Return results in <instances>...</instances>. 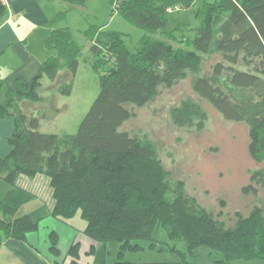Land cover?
I'll return each instance as SVG.
<instances>
[{
    "label": "trees",
    "instance_id": "obj_1",
    "mask_svg": "<svg viewBox=\"0 0 264 264\" xmlns=\"http://www.w3.org/2000/svg\"><path fill=\"white\" fill-rule=\"evenodd\" d=\"M109 1L112 14L146 33L131 49L124 32L94 25L83 31L92 66L100 73V88L76 133L41 132L40 119L21 107L25 100L43 101L38 89L44 75L59 80L61 93L71 94L81 48L69 27L52 28L45 44L56 53L46 58L30 83L22 81L13 90L0 78V118H13L15 125L8 139L10 151L0 153V183L33 195L19 179L47 176L53 198L50 215L68 223L80 214L85 221L82 232L94 241L89 255H96L101 244L107 257L108 245L117 242L111 264H199L203 247L214 264L264 262V211L259 205L248 215L237 212L235 225L226 226L185 193L182 181L175 186L170 182L155 143L119 130L134 116L129 104L146 105L161 87H172L189 72L198 74L204 55L220 53L213 75L198 76L193 91L226 120L244 122L249 153L256 162H264V0H191L188 7L180 0ZM66 14L67 10L60 12L48 25ZM6 17V1L0 0V25ZM62 67L69 72L64 82ZM235 90L251 94L239 100L233 96ZM170 116L177 126L198 129L208 119L203 106L191 98L172 107ZM258 186H264V169L251 172L243 192L257 194ZM0 194V247L10 238L26 241L30 232L39 230L40 219L7 201L5 192ZM159 226L172 242L159 251L172 258L126 260L127 252L146 248L142 241L157 249ZM50 242V251L59 256L57 232L51 231ZM80 247L79 241L70 246L71 264H82Z\"/></svg>",
    "mask_w": 264,
    "mask_h": 264
},
{
    "label": "rangeland",
    "instance_id": "obj_2",
    "mask_svg": "<svg viewBox=\"0 0 264 264\" xmlns=\"http://www.w3.org/2000/svg\"><path fill=\"white\" fill-rule=\"evenodd\" d=\"M82 13L83 15L75 16L71 20L74 39L81 48L71 94L61 93L58 89L59 80L53 82L44 75L38 89L43 101L21 102V107L28 115L40 119L41 132L59 135L76 133L99 93L100 73L92 66L90 42L83 29L90 25L100 28L104 25L101 21L104 16L100 14L96 19L91 7H87ZM105 23L100 30H117L126 33V43L131 49L138 45L146 33L145 29L136 27L120 14L108 18ZM220 59V53L206 54L203 56L202 69L198 74L189 72L185 79L179 80L172 87H161L160 93L142 107L129 104L128 108L134 112V116L125 121L119 130L128 131L133 136L155 143L159 157L169 172L170 182L175 186L182 181L188 196L194 197L197 203L212 213L217 220L231 227L237 221V212L248 215L255 205H259L264 211V186H258L257 194L243 192V187L250 183L251 172L264 169V162H256L249 153L248 126L244 122L226 120L207 100L193 91L194 80L198 76L211 77L213 66ZM59 73L67 77L69 72L66 67H62ZM67 80L68 77H61L62 82ZM22 81L25 82L24 79L18 78L16 85ZM232 93L239 100L251 94L245 90H235ZM187 98L198 101L208 113V119L202 129L196 126H177L171 120L172 107ZM0 119L13 120V118ZM23 178H26L27 184L32 183V192L38 193L42 203L48 205L53 203L47 176L41 174L35 179L26 176ZM19 183L25 185L26 182L20 180ZM5 185L4 182L0 183V191L4 190ZM70 223L79 229L85 225L79 213L71 218ZM79 238L90 240V244L94 242L82 233ZM156 238L157 249L147 248L149 242L142 241L141 244L146 248L127 252L125 259L141 263L170 260L171 254L159 251L162 246L172 244L167 239L166 231L162 226L158 227ZM108 246L111 253L107 254L106 261L107 264H111L117 257L119 245L117 242H112ZM199 253V264H214L206 248H200ZM0 255H3L1 251ZM65 264L69 263L65 262ZM231 264H264V262L238 260Z\"/></svg>",
    "mask_w": 264,
    "mask_h": 264
},
{
    "label": "crops",
    "instance_id": "obj_3",
    "mask_svg": "<svg viewBox=\"0 0 264 264\" xmlns=\"http://www.w3.org/2000/svg\"><path fill=\"white\" fill-rule=\"evenodd\" d=\"M6 4L7 17L0 25V78L13 90L17 88L18 78L30 83L39 73L46 58L56 53L54 50H48L45 44L52 28L71 29V20L75 16L83 15L82 12L87 7L92 8L96 19L100 14L104 16L101 20L104 25L108 18L118 14H112L109 0H6ZM180 4L188 7L191 0H180ZM64 10H67L65 18L59 19L50 27L48 22ZM14 126L13 120L0 119V153L6 154L10 151L8 139L14 131ZM20 180L26 182L25 186L32 190V183L27 184L26 178L23 177ZM2 191L5 192L3 195L7 201L20 205L23 212L39 218L40 227L38 231L30 232L26 241L6 239L0 247L3 253L0 255V264H71V258L67 254L70 246L76 241L81 243L78 259L80 263L107 264L105 248L101 244L96 255H88L90 240L79 238L81 233L84 234L82 230L85 225L79 229L70 221L66 223L52 217L49 213L51 205L42 203L38 193L33 192V196L11 190L7 186H4L0 193ZM51 231L59 235V256L50 251Z\"/></svg>",
    "mask_w": 264,
    "mask_h": 264
},
{
    "label": "built area",
    "instance_id": "obj_4",
    "mask_svg": "<svg viewBox=\"0 0 264 264\" xmlns=\"http://www.w3.org/2000/svg\"><path fill=\"white\" fill-rule=\"evenodd\" d=\"M5 1H6V0H5ZM168 10H169V11H171V9H170V8H169Z\"/></svg>",
    "mask_w": 264,
    "mask_h": 264
},
{
    "label": "water",
    "instance_id": "obj_5",
    "mask_svg": "<svg viewBox=\"0 0 264 264\" xmlns=\"http://www.w3.org/2000/svg\"><path fill=\"white\" fill-rule=\"evenodd\" d=\"M176 82H178V81H176Z\"/></svg>",
    "mask_w": 264,
    "mask_h": 264
}]
</instances>
